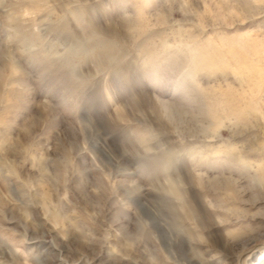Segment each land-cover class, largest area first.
<instances>
[{"label":"rangeland","instance_id":"1","mask_svg":"<svg viewBox=\"0 0 264 264\" xmlns=\"http://www.w3.org/2000/svg\"><path fill=\"white\" fill-rule=\"evenodd\" d=\"M0 264H264V0H0Z\"/></svg>","mask_w":264,"mask_h":264}]
</instances>
